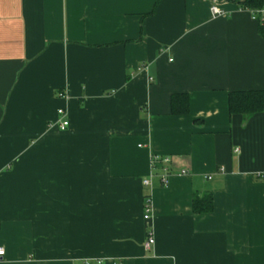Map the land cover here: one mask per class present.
Returning a JSON list of instances; mask_svg holds the SVG:
<instances>
[{"label": "crops", "instance_id": "crops-1", "mask_svg": "<svg viewBox=\"0 0 264 264\" xmlns=\"http://www.w3.org/2000/svg\"><path fill=\"white\" fill-rule=\"evenodd\" d=\"M242 1L0 0V264H264V113L228 109L264 91Z\"/></svg>", "mask_w": 264, "mask_h": 264}, {"label": "trees", "instance_id": "trees-1", "mask_svg": "<svg viewBox=\"0 0 264 264\" xmlns=\"http://www.w3.org/2000/svg\"><path fill=\"white\" fill-rule=\"evenodd\" d=\"M241 9L256 12L264 9V0H244L240 4ZM228 109L230 115H240L251 117L264 113V91L230 92L228 99ZM188 99L186 96L175 95L172 101V111L174 114H187ZM199 201H194V212L205 214L212 210V198L207 197L202 205Z\"/></svg>", "mask_w": 264, "mask_h": 264}, {"label": "built area", "instance_id": "built-area-1", "mask_svg": "<svg viewBox=\"0 0 264 264\" xmlns=\"http://www.w3.org/2000/svg\"><path fill=\"white\" fill-rule=\"evenodd\" d=\"M211 13L212 15L215 16H224L223 11L221 10L220 7H218L217 5L213 4L211 7ZM253 15H257V14H262L264 11L263 10H258L255 13L250 11ZM57 115L59 116V120L57 122H55V125L58 127L59 130L61 131H67L68 127H69V122L66 119V114H65V110L63 109H59L57 111ZM54 125V126H55ZM152 168L153 170H157L160 172L159 177H160V181H161V185H163L164 187H167L170 179L172 177V161L169 158H165V157H154L152 160ZM180 175L182 176H186L188 175V172L186 170L181 171ZM150 182L149 180H145L143 181L142 185L144 186H149ZM145 206H144V220H149L150 216V210L152 207V200L149 197H146L145 199ZM154 245V238L153 236H149V238L147 239L146 242V250H149L152 246ZM5 255V249H3L2 247L0 248V259L3 258V256Z\"/></svg>", "mask_w": 264, "mask_h": 264}]
</instances>
